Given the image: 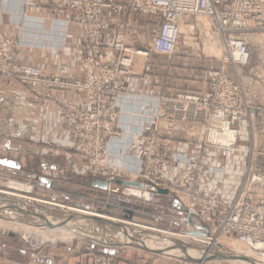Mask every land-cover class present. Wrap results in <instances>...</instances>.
I'll return each mask as SVG.
<instances>
[{"label":"built area","instance_id":"1","mask_svg":"<svg viewBox=\"0 0 264 264\" xmlns=\"http://www.w3.org/2000/svg\"><path fill=\"white\" fill-rule=\"evenodd\" d=\"M23 3L31 8L48 3L58 10L71 11L72 21L84 39V55L79 61L82 76L62 80L37 68L18 69V41L6 37L1 30L0 74L9 81L16 79L28 85L41 98V103L58 107L59 117L68 123L70 132L80 142L82 159L88 162L93 174L100 177L106 174L107 189L113 193L120 190L111 184L122 171L108 165L101 154L102 143L107 136L116 133L113 126L116 99L123 90L122 79L131 74L133 55L147 57L150 51L172 55L179 43L181 24L188 17L199 15L211 21L223 48V65L209 72V87L202 94H178L170 101L171 109L165 114L170 122L177 120L199 127L188 168L173 178L162 174V168L165 172L168 167L167 156L162 153L165 146L162 132L155 127L143 136L142 161L137 172L142 185L126 190L150 203L154 202L159 188L167 189L180 202V207L161 209L157 221L183 229L187 238L201 240L208 246L225 237L264 253V168L249 161L241 184L229 202L203 184L209 155L217 153L225 159L235 154L246 155V150L238 144L240 125L252 122L257 114H264V105L255 95L249 97L242 83L235 80L236 68L248 65L251 60L247 34L259 33L264 46V0H125V5L114 0H23ZM124 7L154 18L147 23L151 37L149 47L148 50H132L126 44L124 33L119 32L112 41L118 55L113 63L107 64L99 57L105 46L101 12L110 10L120 14ZM57 89L72 91L75 103L59 106L51 96ZM124 174L122 172V176ZM38 182L40 186L48 185L45 180ZM93 264L116 263L112 256L103 255L96 257Z\"/></svg>","mask_w":264,"mask_h":264},{"label":"crops","instance_id":"2","mask_svg":"<svg viewBox=\"0 0 264 264\" xmlns=\"http://www.w3.org/2000/svg\"><path fill=\"white\" fill-rule=\"evenodd\" d=\"M103 15L107 35L106 47L100 57L110 63L116 57V53L110 48L114 31L118 27L127 28L128 38L132 30L137 28L138 16L127 11L118 19L106 11ZM0 29L8 37L18 38V63L21 67H36L46 75L62 78L81 75L79 59L83 55V39L67 12L55 13L48 7L26 8L23 0H0ZM191 66L192 63L183 57H171L162 61L159 55L153 53L146 61H134V69L138 71L125 77L124 89L118 95V113L113 124L120 130V135L109 137L106 142L111 162L122 168L135 169L139 159L141 135L154 125L165 122L157 116L158 107L162 95L171 92L168 86L176 80L171 77H182L184 74L190 77L189 74L192 75L193 72ZM188 79L192 80V77ZM190 82L194 83L193 80ZM187 86L188 89L194 88L193 85ZM204 86L201 83L199 87L202 89ZM56 97L61 101L75 100L74 94L68 91L58 92ZM179 130V137L169 140L170 174L185 169L191 151L189 142L185 140L194 135L188 134L189 129ZM48 143L72 144L66 124L57 117L51 106L38 105L34 95L24 85L8 84L0 75V158L19 165H0V168L52 181L51 189L45 191V197L52 202L67 199L73 204H79L76 201H84L90 192L102 190L92 184L93 179L81 169L76 157L54 156L46 147ZM227 163L225 168L222 160L211 158L205 182L208 187L221 191L226 198L234 185L231 170L234 169L231 166L234 163ZM220 172L223 174L222 179L217 177ZM169 198L160 194L158 200L168 204L171 203ZM116 207L123 214L127 212V216L135 211L124 205ZM160 249L162 251V247ZM154 251L138 252L131 247L121 252L115 250L119 264H174L162 259V254ZM104 252L105 249L99 246L79 250L68 245L47 244L40 249H31L26 245L3 241L0 243V264H89L91 256Z\"/></svg>","mask_w":264,"mask_h":264},{"label":"rangeland","instance_id":"3","mask_svg":"<svg viewBox=\"0 0 264 264\" xmlns=\"http://www.w3.org/2000/svg\"><path fill=\"white\" fill-rule=\"evenodd\" d=\"M114 2L121 5H125V0H121V1L114 0ZM24 7L26 6L24 5ZM45 7H48L53 12L59 14L67 12L71 22L73 23L72 13L70 10H68V8L58 10L50 6V4L45 3L41 7L33 8V9H41ZM26 8H31V7H26ZM105 11L113 15L115 19H118L125 11L138 16L137 19L138 24L136 26L137 28L132 30L128 38H127V34H128L127 28L118 27L114 31L110 40V48L116 53V57L118 55V52L113 49L112 41L115 35L119 32L124 33L126 44L132 50H136V49L148 50L151 37L149 34V30L147 29V23L152 21L154 18L151 15L133 13L128 9H126L125 7L120 14H115L110 10H103L101 12L102 29L104 31V41H105V46L103 47V49L106 47V35H107L106 28L104 27L105 17L103 15V12ZM73 25H75L79 29V27L76 24L73 23ZM192 26L193 29L191 28ZM216 33L217 32L214 30L213 25L208 18L199 15L191 16L188 17L181 24L179 43L174 54L165 55L150 51L148 52L147 57L133 55L131 74L126 75L125 77L133 75L138 71L137 69H134L135 60L146 61L153 53L159 55L162 58V61L171 57H183L187 59L189 62L192 63L191 70L193 72H191L192 75L189 74V76L192 77L194 83L190 82L192 80L188 79L190 77H188V75L186 74L182 75V77H179L180 75H178L177 77L176 76L171 77L172 79L176 78V80L172 81L171 86L170 85L168 86L171 92L170 93L165 92L166 94L162 95L158 107L157 116L158 118L164 119L165 122L162 125H157V124L154 125L153 127L149 128L145 133L141 135V144L139 147V159L138 162L135 164L136 165L135 169L133 170L122 168L119 165L111 162L109 159L108 151L106 149L107 139L109 137H116L120 135V130L117 127H115L113 124L114 128L116 129V133L113 135H109L104 139L102 143L101 154L105 156L107 163H109L108 164L109 166L117 167V169L125 173L122 176V172H121V176L116 177L114 182L111 184L113 185V187H118L120 189L118 192H114V193L107 189L108 184L106 182V179L104 178L106 177V174H104L101 177L96 174H93L92 173L93 169L88 166V162L82 159L80 152L81 146L79 144L80 142H78L74 137V134L70 132L68 123L59 117L58 107L52 103H44V104L41 103V98L37 95L35 91H32L28 85L20 83L16 79L9 81L3 74H0L2 77H4V79L8 82V84L17 83L20 85H24L30 91V93L34 95L36 103L38 105L51 106L56 111L57 117L66 124L67 131L70 134V139L72 144L60 145L57 143H48L46 144V147L49 150V152L54 156L71 155L76 157V160L79 162L81 169L87 175H89L93 180L94 179L102 180L105 181L107 184L106 188L105 189L101 188L102 190H100L99 192H90L85 197L84 201L82 202L76 201L79 204H73L69 202L67 199L66 200L63 199L64 201H59V202L58 201L52 202L49 201V198L45 197V195H47L46 192L50 190L52 187V181L45 178L37 177L35 175H31L29 173H25V172L13 173L8 170L4 171L2 170V168H0V205L2 204L6 205V204H11L12 202H16L15 204H17L24 211L29 210L31 212L42 215L45 218L43 221L51 224H56L59 221L63 220L64 214H67L68 212H73V211H68L65 207L88 210L91 212H96L97 215L102 214L104 217L114 219L118 223L126 226L127 229L130 231V233L132 232L131 235L136 238L135 241L132 243L130 240L126 239L123 235H115L108 231H104L99 224L92 222L72 221L67 223L63 227H58V229L68 230L69 234H71L69 240L66 241V240L58 239V240L47 241L42 243L35 238L34 233L37 232L38 230H43L46 226L36 222H32L28 218H26L22 213L16 211L15 209H10L6 207L0 209V243L3 241L4 242L9 241L11 243H19L20 245H24V246L26 245L31 249H40L41 247L47 244L68 245L75 247L76 249L79 250L85 248L90 249V247H97V246H99L102 249H105L106 252L91 256L89 259V264H93V261L96 257L103 255L112 256L114 258V262L116 264H119L117 261V257H116L117 253L115 252V250L117 249L118 251L121 252L130 247L138 250V252L155 250L154 252L162 254V259H165L166 261H169L170 263H174V264H217V263H210V261L215 260L216 255L218 259H221L220 254L222 255L223 252L222 250L223 245L221 243V238L214 240L210 242V245L205 246L202 244L201 240L197 242L192 238H187L186 236H184L185 233H183V229L170 227L166 221H162V224L158 223L157 213L161 209L163 211L164 209H169L173 206L177 207L176 205H174V201L175 200L178 201V200L177 198H175V196L172 193H170L167 189H166L167 193H159L157 190L158 193L155 197L154 202L147 203L142 199H140L139 197L132 194L130 191L126 190V188L128 189L142 185L143 182L141 180L142 178L137 177V172L140 162L142 161L141 151L144 146L143 136L155 127H157L162 132V141H164L165 143V146H162V153L165 152L167 156L166 165L168 167L165 172L163 171L162 168V174L166 173V176H168L169 178H173L178 174H183L184 171L188 168L192 154V143L193 140L198 137L199 127L197 125H194L193 123L181 122L177 120L170 122L168 121L169 120L168 117L165 118L166 116L165 114L169 112L168 109H171L170 101H174L178 94H182V93L202 94L209 87L208 86L209 72L219 70L223 65L222 64L224 60L223 48L221 46L219 35L217 36ZM3 34L6 37H8L4 32ZM79 34H80V29H79ZM247 37L249 38V43H250L251 60L248 65L244 67L236 68L235 75L237 79L235 80H237L239 84L240 82L242 83V87L244 88V91L247 92L249 97L252 98V96L255 95L257 101L262 105H264V46L259 33L255 31L249 32L247 34ZM8 38L16 39L18 41L17 37H8ZM216 38L218 41L217 44L215 41ZM130 42H134V44L132 45ZM83 44H84V39H83ZM83 44H82V50H83ZM206 44L208 45L211 44L210 46L217 45L216 48L217 51L216 49H214L213 51L210 49V47L209 48L206 47ZM103 49H101L99 53V57ZM17 51L19 52V57H20L19 45ZM83 55H84V51H83ZM19 57L16 61L18 69L21 70L26 67H31V66L21 67L18 63ZM100 60L103 61L101 57ZM114 60L110 63H113ZM103 62L106 63L105 61ZM32 68H36V67H32ZM39 70H41L44 73L42 69ZM230 71L232 72V69H230ZM81 76H82V72L79 77H73V78H62L57 75H53L50 77H59L62 80H71L75 78H80ZM125 77L122 79V86ZM199 83L200 84L204 83L205 85L204 88L200 89ZM188 84L190 86L193 85L194 88L188 89L187 88ZM63 91H68L73 93L72 91L66 89L63 90L57 89L52 91L51 96L54 100H56L57 103H59V106L64 105L65 103H75L76 97H74L75 100L73 102L61 101L56 97V93ZM260 93L261 95H259ZM118 95L116 102H118ZM117 113H118V106H117ZM181 128L186 130L189 129L188 134L194 135L190 137V139L185 140L190 144L191 151L189 155V160L187 166L181 172L170 174L169 140L173 138H178L179 137L178 132L180 131L179 129ZM239 129H240V135H239L238 144L243 149L246 150V155L235 154L234 156L225 159L217 153H211L207 159L208 161L205 166V175L203 181L204 187L209 190H214L219 194H221L225 202H229L230 200H232V197L235 195L238 187L241 184L244 170L246 169V165L247 163H249V161L252 162L253 164H256L257 166H260L261 168H264V114H257L252 122L243 123V125H240ZM211 158L213 160L214 159L222 160L223 163H225V168H227L228 166L227 162L232 161L234 163V165H231L232 167H234V169H231L233 174L232 178L234 179V185L231 189V193H229L228 198H226L225 195H223L222 192L219 191L217 188L208 187L205 184V182L207 181L206 169ZM106 169H108V167H106ZM221 172L217 176L218 178L220 177L219 179L223 178L222 177L223 174ZM38 180H45L46 182H48V185L40 186ZM118 180L137 181L138 185L137 186L123 185L118 183ZM160 194H165L169 196L171 203L166 204L160 202L158 200ZM116 205H124L125 207L126 206L129 207L130 210L132 209L135 211L127 216V212L125 211L126 213L124 214L121 213V211L118 210L119 208L116 207ZM132 223L145 225L148 228H153V230L151 229L150 231L148 230L143 231L142 229H140L136 225H133ZM26 229H28V231H26ZM189 234L190 233H187V235ZM160 247H162V251H160L161 250ZM246 263L247 262H244L242 264H246ZM249 263L251 264V262ZM218 264H236V263L229 261L227 259L224 260L221 259V261Z\"/></svg>","mask_w":264,"mask_h":264},{"label":"water","instance_id":"4","mask_svg":"<svg viewBox=\"0 0 264 264\" xmlns=\"http://www.w3.org/2000/svg\"><path fill=\"white\" fill-rule=\"evenodd\" d=\"M0 164L5 165V166H9V167H19L18 163L11 161V160H7L5 158H0ZM118 183L123 184V185H128V186H137L138 185L137 181H131V180H118ZM92 184L94 186H97V187L103 188V189H105L107 186L105 181L97 180V179H94L92 181ZM158 192L159 193H167V190L166 189H158ZM9 201H12V200H9ZM15 203L16 202H12L11 204H6V205L2 204V205H0V209L6 208V207L10 208V209H15L16 211L22 213L30 221L45 225L48 228L63 227L67 223L72 222V221L92 222V223L99 224L104 231H108V232L113 233L115 235H123L126 239L130 240L132 243L136 239L134 236L131 235L132 232L130 233V231L127 229L126 226L118 223L114 219L104 217L102 214L90 215V214H77V213H73V212H68L67 214H64L63 220L59 221L56 224H51V223H47V222L43 221L45 219L44 216L39 215V214L34 213V212H31L29 210L24 211ZM174 205H176L177 207L180 206L179 202L176 200L174 201Z\"/></svg>","mask_w":264,"mask_h":264},{"label":"bare ground","instance_id":"5","mask_svg":"<svg viewBox=\"0 0 264 264\" xmlns=\"http://www.w3.org/2000/svg\"><path fill=\"white\" fill-rule=\"evenodd\" d=\"M215 41L217 44V42H218L217 38L215 39ZM210 45L206 44V47H208V48L210 47V49L213 51H214V49L217 48V45L216 46H213V45L210 46ZM205 49H207V48H205ZM216 51H217V49H216ZM212 53H214V52H212ZM65 208L68 211H73L77 214H90V215L97 214L96 212H91V211L83 210V209H77V208H71V207H65ZM22 225H24V224H22ZM133 225H136L137 227H139L143 231H146V230L150 231L151 229L153 230V228H148L145 225H141V224H133ZM15 227H17V226H15ZM26 231H28V229H26ZM34 235H35V238L39 242L43 243V242L53 241V240H58V239L67 241V240H69V237L71 234H69L67 229L65 230V229L46 228L45 227L43 230H38L37 232H35ZM221 243L223 245V247H222L223 252H222V255L220 254V256H221V259H223V260L227 259V260L232 261L236 264H242L244 262H247V263L251 262V264H264V253H258V252L253 251L246 244H244L238 240L221 237ZM218 257H219V255H218ZM221 259H218L217 255H216L215 260L210 261V263H217L218 264L221 261Z\"/></svg>","mask_w":264,"mask_h":264}]
</instances>
